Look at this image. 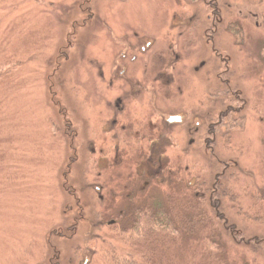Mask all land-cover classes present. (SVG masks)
Instances as JSON below:
<instances>
[{
	"label": "rangeland",
	"instance_id": "rangeland-1",
	"mask_svg": "<svg viewBox=\"0 0 264 264\" xmlns=\"http://www.w3.org/2000/svg\"><path fill=\"white\" fill-rule=\"evenodd\" d=\"M161 201L159 259L264 264V0H0V264L141 261Z\"/></svg>",
	"mask_w": 264,
	"mask_h": 264
},
{
	"label": "trees",
	"instance_id": "trees-1",
	"mask_svg": "<svg viewBox=\"0 0 264 264\" xmlns=\"http://www.w3.org/2000/svg\"><path fill=\"white\" fill-rule=\"evenodd\" d=\"M231 30L233 29L231 28ZM236 31L238 35L240 34L238 36V38L240 39L243 36L242 30L240 31V29H237ZM206 143H207V140L205 141V144ZM227 171H228L227 167L222 166L220 173L216 176L217 180L223 177L225 178V176L226 177L232 176L229 173L226 174ZM231 191L232 193L230 191L227 192V190L220 192L221 197L223 198L229 197L231 201L235 197V203H237L236 198L238 197V195H235L232 189ZM218 197L219 195L217 194V197H215V199L212 201L211 200L207 201L208 203H206V205L210 207V210L212 209L210 213L212 215V212H213V215L217 217L218 219L217 222L222 225L224 224L223 230H224V234L226 235L225 237L234 241L236 245L240 244V245L245 246V248L249 251L257 252L256 247H255L256 245H254L249 240L244 241V239H242L241 236L235 234V227H233L232 225L226 224L227 220L223 218L224 215L221 213L220 209H218L217 207L216 200L218 199ZM188 205L189 206L191 205V201L187 203L185 202V204L178 202V204L175 207H173L174 208L173 210L171 208H169L168 210L167 208L169 206L167 205V203L162 204V201H161L151 208V214H150V211L148 212L143 211L142 212L143 214L141 213L142 214L141 217L144 218V226L140 229L142 231L144 230L145 231L142 232L141 234L137 231L138 237L136 236L137 240L136 241L134 240V243L136 245H133L132 243L133 245L132 248H134V246L137 248L138 243H139L141 245L145 244L146 248H149V249L152 248V251L150 250L147 254H145L141 261L140 260L136 261L134 258H132L133 255H131V257L128 260H124L121 263H124V264H171L172 263L174 264L171 258H168V259L158 258V256L161 254L160 249H163L164 246H166V241L168 242V245L171 241L170 243L171 245V244H174L175 240H177L179 243V240H181L182 238H196L199 240L200 237H198L199 235L198 233H200V230L198 228L202 227L203 225L207 226L208 218L204 219L197 214L195 215V213H191V212L189 213L188 211L187 212L184 211L185 208L186 210L190 209ZM149 215L151 216V218L149 217ZM256 219H259V218L256 217ZM202 220H204L203 223H201ZM200 223L201 225H199ZM117 225H118L117 221L110 223L111 227H115ZM148 226L153 227V229H150V231H152L153 234L152 233L148 234V231L146 230V227L148 228ZM131 229L137 230V227L134 226ZM161 241H164V242L161 244L160 243ZM260 242L261 241H258L255 244H260ZM133 250L135 249H131L129 252L133 254L134 253ZM195 264H223V263H222V260H219V261L218 260L217 261L216 260H204V261L202 260L199 263H195Z\"/></svg>",
	"mask_w": 264,
	"mask_h": 264
},
{
	"label": "flooded vegetation",
	"instance_id": "flooded-vegetation-1",
	"mask_svg": "<svg viewBox=\"0 0 264 264\" xmlns=\"http://www.w3.org/2000/svg\"><path fill=\"white\" fill-rule=\"evenodd\" d=\"M140 85H141V83H140ZM113 117H114V120H115V116H113ZM177 117L180 118V122H178V123H181V121H182L181 117H180V116H177ZM227 117H228V115H222V116H220L218 122L216 123V126H217V125H220V126H221L222 123H223V121L226 120ZM167 123H168V120H167ZM212 129H213V127H210V132H211ZM206 144H207V143H206ZM163 160H164V159H163L162 157H160L159 160H158L160 167H162L163 164H164ZM149 163H150V164L153 163V159H152V158H151V159L149 158ZM152 165H153V164H152ZM164 165H165V164H164ZM149 175H150V174H149ZM161 181H163L162 178H161L160 181H158V182H161Z\"/></svg>",
	"mask_w": 264,
	"mask_h": 264
},
{
	"label": "water",
	"instance_id": "water-1",
	"mask_svg": "<svg viewBox=\"0 0 264 264\" xmlns=\"http://www.w3.org/2000/svg\"><path fill=\"white\" fill-rule=\"evenodd\" d=\"M178 122H180L179 117H171L170 119H168V123H170V124L178 123Z\"/></svg>",
	"mask_w": 264,
	"mask_h": 264
}]
</instances>
